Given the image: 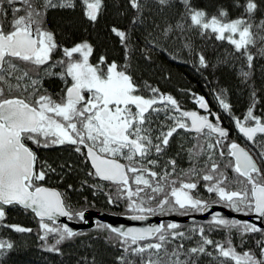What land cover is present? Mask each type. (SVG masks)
<instances>
[{
	"label": "snow or ice",
	"instance_id": "6c2138e0",
	"mask_svg": "<svg viewBox=\"0 0 264 264\" xmlns=\"http://www.w3.org/2000/svg\"><path fill=\"white\" fill-rule=\"evenodd\" d=\"M156 3L161 10L173 6V0H156ZM82 4L84 16L95 24L103 0H82ZM128 4L135 12L131 24L143 23L146 4L141 0H128ZM179 4L183 12L175 25L164 27L159 35L149 33L151 39L145 37L153 49L164 50V42L175 31L196 32L201 37L226 41L235 53L246 59L247 68H253L254 55L249 48L255 46L257 38L264 41V34L252 31L253 20L257 11L264 9V0H245L243 4L234 0L235 7L242 9L236 18H230L225 8L209 15L194 7L192 0H179ZM57 7L72 9L75 3L74 0H0V223L6 218L5 206L30 210L39 220L38 239L43 250L57 254H62L60 245L82 235L67 225H58L56 218L83 221L90 202L85 198L84 205L74 209L65 202L61 192L42 186L39 182L55 169L41 165L37 170L38 157L28 146L29 141L42 148L72 146L76 153L84 156L85 162H91L94 172H88L89 176L116 186V199L109 193L107 203L119 206L123 200L131 220L143 221L149 215L173 212L186 215L207 211L209 200L194 194L198 180L205 182L209 197H215L213 204H222L245 215L255 214L264 220V118L254 115L253 106H249L244 122L234 119L236 129L247 141L252 142L260 135L256 158L236 142L229 141V133L219 126L218 116L217 123H212L208 116L196 111H181L173 96L161 94L147 82L145 88L151 95L145 96L129 71L133 48L128 31L111 28L125 49L122 66L115 61L107 62L103 55L96 64L91 63L94 48L87 40L71 47L58 44L54 33L44 26L47 11ZM256 27L264 29V20ZM184 48L192 54L187 37ZM58 50L61 57L53 60ZM258 53L264 56V47L258 49ZM196 55L199 67L208 69L205 55L202 52ZM219 63L227 64V57ZM57 68L59 72L55 71ZM52 77L63 82L57 98L43 87L44 79ZM239 77L241 83L247 84L250 71L241 69ZM226 91L220 88L216 99L224 110H230V104L224 99ZM252 97L254 99L255 91ZM197 103L208 110L203 97H198ZM159 105L165 107L162 109ZM161 111L172 123L159 125L154 130L151 127L153 113L159 115ZM169 111L175 115H168ZM178 129L197 134V144L188 151L189 169L174 176L177 162L169 159L161 172L154 170ZM201 138L203 144L199 142ZM218 147L221 158L230 157L224 160L223 167L215 158ZM201 157L204 163L198 167ZM229 169L234 173L231 178ZM3 226L16 233L32 232L31 228L16 224ZM98 227L107 233L106 243L121 249L116 264H134L130 255L140 257V264H199L202 256L210 257L215 264H264V239L257 241V257L251 249L238 251L232 238L233 230L240 234L242 249L246 235L260 233L264 237V228L225 219L219 213L212 215L208 233L203 226L185 233L177 223L126 231L112 225L99 224ZM215 229L226 231L223 241L211 238L210 233ZM196 235L199 239L194 246L185 248L183 241H192ZM50 237L54 243H50ZM168 245H173L171 250ZM13 247V243L0 240V256Z\"/></svg>",
	"mask_w": 264,
	"mask_h": 264
},
{
	"label": "trees",
	"instance_id": "16d2710c",
	"mask_svg": "<svg viewBox=\"0 0 264 264\" xmlns=\"http://www.w3.org/2000/svg\"><path fill=\"white\" fill-rule=\"evenodd\" d=\"M244 2L245 0H240L241 4ZM74 3L75 7L72 9L57 7L49 9L46 13L44 26L54 33L58 44L71 47L74 43L87 40L94 48L90 57L91 63L96 64L99 57L103 55L107 62L115 61L122 66L125 63V49L119 38L111 32L112 27H117L130 33L129 43L133 50L129 56L131 64L129 71L145 96L151 95L145 88V82L158 88L161 94L171 95L177 100L190 97L192 99L203 97L208 101L217 100L219 89L224 88L227 90L224 99L230 104V110L225 111L219 104V111L222 115H226L229 119L239 118L241 122H244L243 117L249 106H253L254 115L264 118V56L258 53V49L264 47V41L257 38L255 46H250L249 50L254 55V60L253 68L249 70L246 59L239 53H235L226 41H217L212 36L201 37L196 32L182 34L175 31L168 41L164 42V50L153 49L145 37L151 39L149 33L159 35L164 27L176 24L183 12V6L179 4V0H173V6L163 10L156 0H141V3L146 4L143 23L136 25L131 24L135 12L130 8L128 0H103V8L95 24L89 22L84 16L82 0H74ZM192 4L196 8L205 10L209 15L216 14L219 8L227 9L230 18H236L242 12V9L235 7L234 0H192ZM261 20H264V9L258 10L255 14L252 29L254 33L264 34V29L256 27ZM185 37L191 42L192 54L184 48ZM199 52H202L208 60V69L199 67L196 55ZM60 57L59 50L53 54V60L60 59ZM225 57L228 63L220 64L219 61ZM241 69L250 71L251 78L247 84L240 81ZM43 87L48 88V92L50 90L59 91V83L50 78L44 79ZM253 91H255L254 99ZM234 136L235 134L230 130V139ZM235 139L239 143L243 140L240 135H236ZM259 141L260 135L251 145H244L254 158L259 155ZM224 151L227 153L226 148ZM225 158L230 159L227 155ZM47 159L53 169H56V174L63 177L65 192L61 193L65 202L74 209L80 207L79 205L83 204L85 198L92 204V197L95 195L82 186L85 170L73 155L56 151ZM257 163H260L259 159ZM228 175L230 178L234 175L231 169L228 170ZM111 191L113 192L112 198L116 199L117 190L114 191L112 188ZM116 211H118L117 214L124 213L120 209ZM5 212L6 218L0 223V240L9 241L14 247L0 256V264H92L93 258H95V264H116V257L121 254L119 246L113 247L106 243L107 233L99 229V224L89 231L80 232L82 235L74 240L60 245L62 254L46 252L41 246L42 242L38 239L39 221L33 214L17 206L5 207ZM209 221L181 225L180 230L188 233L191 228L203 226L208 233ZM10 224L31 228L32 232L16 233L11 228L3 226ZM210 236L214 240L223 241L226 231L215 229L211 231ZM232 238L238 251L251 249L259 257L257 241L264 239L260 233L246 235L244 237L246 243L242 249L239 247L240 234L233 230ZM197 239H199L198 235L194 236L192 241H183L185 248L194 246ZM49 240L50 243H54L51 237ZM172 246L168 245L169 250ZM209 250L211 251V248ZM129 259L134 264H140L138 256L130 255ZM144 260L147 261V253L144 254ZM199 264H215V262L210 257L202 256Z\"/></svg>",
	"mask_w": 264,
	"mask_h": 264
},
{
	"label": "flooded vegetation",
	"instance_id": "af4514ba",
	"mask_svg": "<svg viewBox=\"0 0 264 264\" xmlns=\"http://www.w3.org/2000/svg\"><path fill=\"white\" fill-rule=\"evenodd\" d=\"M17 6H19V5H17ZM8 19L9 20L11 19V10L10 9L8 12ZM5 27H7V23L5 24ZM55 71L59 72V69L57 68V69H55ZM50 79L57 81L59 83V91L54 92V91L50 90V92H48L49 94L52 92L51 95L53 96V98H57V94L60 93V91L63 87V82L58 77H52ZM48 84H50V83H48ZM53 94H55V95H53ZM197 98L192 99V97H190V98L185 99V100H177L176 98H174V99L178 102L181 111H196L200 115L208 116L209 121L212 123H217L216 118L218 116L219 117V126L226 129L229 134H230V130H232V132L235 134V136L232 139H230V137H229V141H234L245 149H246V147H244L245 144L251 145L254 142V141H252V143H249L246 139H244L241 136V134L238 132V130L235 127V119H229L226 115H222L220 113L221 111H219V101L218 100H209L208 101V100L204 99L205 102L207 103V106H208V110H205V109L200 108L199 104L197 103ZM159 107H161L163 109L165 107V105H159ZM168 107L170 108V106H168ZM225 111H228V110H225ZM210 113H212L214 115H210ZM168 115H175V113L169 111ZM171 123H172L171 120L166 119L164 111H161L159 113V115L153 113V123H152L151 127L154 130L157 129V127L159 125L171 124ZM153 134L155 135V132ZM236 135L237 136L240 135L242 137L243 140L241 141V143L236 141V139H235ZM196 136H197V134L194 132H186L183 129H178L177 133H174L173 137L170 139L169 147L165 150V152L163 154H161V157L158 158V166L154 170L161 172L163 170V168L165 167L167 160L175 159L177 162V165H176V173L174 174V176L181 175V170L187 171L190 167L188 151H189V149H192L197 144L198 141H197ZM257 136H259V135H257ZM199 142L201 144H203V142H204L203 138H201V140ZM227 142L228 141H226L225 143H227ZM27 143H28V146L32 148V150L36 153V155L38 157L37 164H36L37 170H40L41 165L51 166V164L49 163L47 158H48V156L52 155L53 152H56V151H63L64 153L71 154V155H73L74 159H76L80 163L81 167L85 170V179L82 182V186L84 188H87L90 191H92V193H95L94 194L95 196L92 197V204L90 207H88L86 209V211L91 210V211H99V212H104L107 214L117 215V216H129V214H127L125 211L123 200H121L119 202V206L109 205L107 203L108 194L110 193L112 195L113 192L111 191V189L113 188V190L115 191L116 186L112 185L110 182L99 180V178L95 177L94 175L89 176L88 172H90V171L94 172V169H92V167H91V162L90 161L85 162L84 156L80 155L79 153H76L73 150L72 146L62 145V146H54V147H50V148H42V147H37L36 145L32 144L30 141ZM83 151L86 153V149H83ZM219 151H220V148L218 147L215 150V158L221 164V167H223V163H224V160L226 158L225 157L221 158L219 156ZM153 158H156L155 153H153ZM121 163H125V161H121ZM203 163H204V157H201L200 164L198 165V167H202ZM149 167H151V166H149ZM51 168H53V167L51 166ZM170 170L171 169L169 166V171ZM55 171H56V169H55ZM55 171L54 172H48L46 177H45V180L42 182H39V183H41L42 186H44V187L55 189V190L62 192L64 194V192H65L63 190L64 182L62 181L63 177H60L59 175H57ZM185 179H187V177H185ZM197 183H198V187L196 190H194V194H198L201 198L208 199L209 200V206L217 205V206L224 207L222 204H213L212 203V200L215 199V197L214 196L211 198L209 197V194L206 192L205 187H204L205 182H203L202 180H198ZM132 187L135 188V184H133ZM59 189H61V191ZM84 203H85V200L83 201V204ZM83 204H80L79 206L81 207V206H83ZM80 207H78V208H80ZM224 208L229 210L232 214L242 215V216L251 215V214L245 215L243 213H237L235 211L230 210L227 207H224ZM119 209L121 210V212H124V213L117 214L118 211H116V210H119ZM199 215H201V213H198V212H189L186 215H180L177 212H173V213H168V214H164V215H159V214L158 215H149L148 217L175 216L178 218H183V217H188V216H199ZM72 220L78 221L77 218L72 219ZM208 220H211V218ZM208 220H206L204 222H207ZM204 222H191V223H187V224L204 223ZM164 224H166V223H164ZM187 224H180V225H187ZM263 225H264V220H263Z\"/></svg>",
	"mask_w": 264,
	"mask_h": 264
},
{
	"label": "water",
	"instance_id": "95a60500",
	"mask_svg": "<svg viewBox=\"0 0 264 264\" xmlns=\"http://www.w3.org/2000/svg\"><path fill=\"white\" fill-rule=\"evenodd\" d=\"M243 138L246 139L245 137ZM248 142L252 143L250 141ZM5 207H8V206H5ZM29 212L34 215V213H32L30 210ZM217 213H219V215L225 219L238 220L240 222L254 224L258 228H264L262 218L256 216L255 214H251L249 216L236 215V214H232L226 208L217 206V205L209 206V209L201 213V215L199 216H188V217H183V218H178L175 216L148 217L146 220H143V221L131 220L129 219V216H117V215L107 214L104 212L88 210V211H85V219L83 221L79 220L78 218H77L78 221H74V220H69L67 217H57L56 223L61 226L67 225L74 232H77V233L89 231L93 229L97 224L112 225L114 227H119L122 230L126 231L128 228H147V227H152V226H159L160 224H164V223L187 224L191 222H204L210 219L212 215H215ZM35 219L38 220L37 217H35Z\"/></svg>",
	"mask_w": 264,
	"mask_h": 264
}]
</instances>
